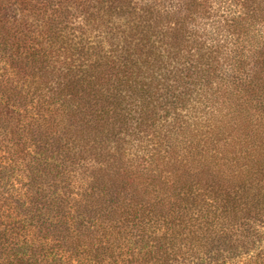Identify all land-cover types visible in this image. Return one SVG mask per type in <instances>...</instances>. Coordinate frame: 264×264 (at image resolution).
Segmentation results:
<instances>
[{
  "label": "trees",
  "instance_id": "obj_1",
  "mask_svg": "<svg viewBox=\"0 0 264 264\" xmlns=\"http://www.w3.org/2000/svg\"><path fill=\"white\" fill-rule=\"evenodd\" d=\"M0 56V264H186L237 219L255 238L264 0H7Z\"/></svg>",
  "mask_w": 264,
  "mask_h": 264
},
{
  "label": "rangeland",
  "instance_id": "obj_2",
  "mask_svg": "<svg viewBox=\"0 0 264 264\" xmlns=\"http://www.w3.org/2000/svg\"><path fill=\"white\" fill-rule=\"evenodd\" d=\"M6 1L0 0V3H5ZM111 22L113 26L121 25L120 21L116 18H112ZM90 29L93 30L92 28ZM0 58L3 57L0 56ZM1 71L5 70L0 60ZM11 178H13V175L9 172L0 171V181H10ZM238 221L237 219L235 222H227L228 225L236 223L232 224L234 230L231 234L226 233L221 236H214L213 234L212 239L204 236L203 240L200 241L201 243L196 246L197 251L189 253V261H186V264H264V219L259 222L248 221V229L254 231V235L252 236H255V238L246 241V244L243 246L240 243L241 241H239V231H236L240 222Z\"/></svg>",
  "mask_w": 264,
  "mask_h": 264
}]
</instances>
